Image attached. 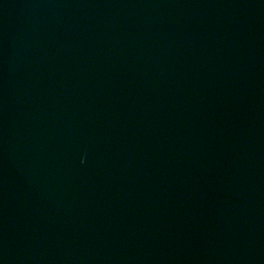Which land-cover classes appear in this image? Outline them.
Wrapping results in <instances>:
<instances>
[{"label":"water","instance_id":"obj_1","mask_svg":"<svg viewBox=\"0 0 264 264\" xmlns=\"http://www.w3.org/2000/svg\"><path fill=\"white\" fill-rule=\"evenodd\" d=\"M0 264H264V0H0Z\"/></svg>","mask_w":264,"mask_h":264}]
</instances>
